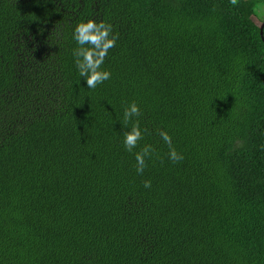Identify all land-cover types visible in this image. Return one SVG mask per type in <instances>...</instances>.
Instances as JSON below:
<instances>
[{"label": "trees", "instance_id": "trees-1", "mask_svg": "<svg viewBox=\"0 0 264 264\" xmlns=\"http://www.w3.org/2000/svg\"><path fill=\"white\" fill-rule=\"evenodd\" d=\"M254 3L0 0V264H264ZM88 19L118 36L95 89L73 56ZM133 101L147 133L129 152Z\"/></svg>", "mask_w": 264, "mask_h": 264}, {"label": "clouds", "instance_id": "clouds-1", "mask_svg": "<svg viewBox=\"0 0 264 264\" xmlns=\"http://www.w3.org/2000/svg\"><path fill=\"white\" fill-rule=\"evenodd\" d=\"M233 7H238L240 0H230ZM252 11L264 17V0H255ZM113 26L104 20L99 22L96 19H88L79 22L73 32V39L78 47L73 50L75 64L80 77H82L90 89H95L111 78L110 70L103 67L105 59L111 48L115 47L118 36L113 35ZM140 106L133 101L125 108L123 120L124 127L131 124L130 130L124 133V147L127 151L133 152L137 148L147 133V129H142L138 117L141 116ZM135 121L133 120V118ZM160 138L169 147V159L173 163H179L184 159L172 144V136L168 131L158 130ZM155 149L152 145L145 144L140 151L135 152L136 171L143 174L147 167V160L152 157ZM145 188L151 187V180L144 182Z\"/></svg>", "mask_w": 264, "mask_h": 264}, {"label": "water", "instance_id": "water-1", "mask_svg": "<svg viewBox=\"0 0 264 264\" xmlns=\"http://www.w3.org/2000/svg\"><path fill=\"white\" fill-rule=\"evenodd\" d=\"M263 27H264V22H263V24L261 26V34H263Z\"/></svg>", "mask_w": 264, "mask_h": 264}, {"label": "rangeland", "instance_id": "rangeland-1", "mask_svg": "<svg viewBox=\"0 0 264 264\" xmlns=\"http://www.w3.org/2000/svg\"><path fill=\"white\" fill-rule=\"evenodd\" d=\"M264 18V17H263Z\"/></svg>", "mask_w": 264, "mask_h": 264}]
</instances>
